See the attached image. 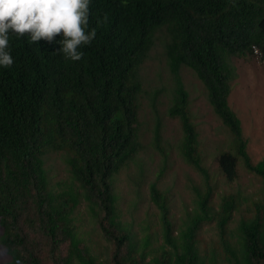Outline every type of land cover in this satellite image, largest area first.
<instances>
[{"label": "trees", "instance_id": "trees-1", "mask_svg": "<svg viewBox=\"0 0 264 264\" xmlns=\"http://www.w3.org/2000/svg\"><path fill=\"white\" fill-rule=\"evenodd\" d=\"M92 0L91 45L80 61L65 59L62 35L51 44H29L10 36L14 64L0 66V246L3 264H97L76 231L73 211L85 201L109 243L110 264H264V196L252 199L253 215L239 220V246L227 241L237 207L224 195L211 210V186L201 164L198 135L187 112L188 91L179 74L189 65L207 90L214 113L233 136L235 153L221 152L218 162L232 178L234 159L264 182V160L254 163L241 122L228 103L233 67L230 55L246 56L253 46L264 58V0ZM107 14V22L97 24ZM160 29L166 63L174 81L172 112L180 117L179 149L199 170L206 190L197 193L198 211L173 232L168 200L152 182L150 200L158 209L162 243L152 256L139 250L134 234L120 221L113 177L138 153L141 64ZM158 121L155 136H159ZM63 152L70 175L55 190L45 155ZM214 212V213H213ZM215 218L223 255L202 251L196 230Z\"/></svg>", "mask_w": 264, "mask_h": 264}, {"label": "rangeland", "instance_id": "rangeland-1", "mask_svg": "<svg viewBox=\"0 0 264 264\" xmlns=\"http://www.w3.org/2000/svg\"><path fill=\"white\" fill-rule=\"evenodd\" d=\"M165 40L167 32L160 29L140 68L144 85L139 103L140 148L113 177L120 221L134 234L139 250L143 249L145 237H150V244L145 249L148 256H152L153 249L160 251L162 243L158 209L150 200V184L155 182L168 200L174 233L185 227L198 211L197 193L206 190L202 173L185 160L179 149L183 132L180 117L172 112L174 81L165 59ZM228 60L233 67L228 103L240 119L248 154L256 163L264 160V58L259 51H253L246 56L230 55ZM179 74L188 91L186 109L198 135L201 164L209 175L211 210L218 209L224 195L235 196L237 207L228 223L227 241L239 246L238 222L253 215L251 200L264 196V182L257 174L249 172L238 158L232 165L235 176H226L218 157L221 152L235 153L233 136L214 113L207 100L206 87L194 70L182 64ZM157 121L158 137L155 136ZM45 167L55 190L67 188L70 175L63 161V152L47 153ZM72 215L76 231L94 262L110 264V245L100 233L87 203L80 202ZM196 238L202 251L212 249L223 255L214 216L199 224ZM7 260V253L0 246V264Z\"/></svg>", "mask_w": 264, "mask_h": 264}, {"label": "clouds", "instance_id": "clouds-1", "mask_svg": "<svg viewBox=\"0 0 264 264\" xmlns=\"http://www.w3.org/2000/svg\"><path fill=\"white\" fill-rule=\"evenodd\" d=\"M92 0H0V66L14 64L10 36L28 37L29 44L41 40L51 44L58 35L65 59L80 61L82 46L91 45L96 28L89 31ZM233 6H235L233 0ZM107 14L97 24L107 22Z\"/></svg>", "mask_w": 264, "mask_h": 264}, {"label": "built area", "instance_id": "built-area-1", "mask_svg": "<svg viewBox=\"0 0 264 264\" xmlns=\"http://www.w3.org/2000/svg\"><path fill=\"white\" fill-rule=\"evenodd\" d=\"M253 51L254 52H258V49L256 47L253 46Z\"/></svg>", "mask_w": 264, "mask_h": 264}]
</instances>
